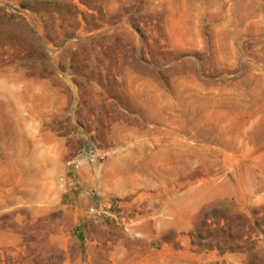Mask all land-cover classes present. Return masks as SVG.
Segmentation results:
<instances>
[{"label":"rangeland","instance_id":"374dc122","mask_svg":"<svg viewBox=\"0 0 264 264\" xmlns=\"http://www.w3.org/2000/svg\"><path fill=\"white\" fill-rule=\"evenodd\" d=\"M0 264H264V0H0Z\"/></svg>","mask_w":264,"mask_h":264},{"label":"built area","instance_id":"2783aa9c","mask_svg":"<svg viewBox=\"0 0 264 264\" xmlns=\"http://www.w3.org/2000/svg\"><path fill=\"white\" fill-rule=\"evenodd\" d=\"M83 156L89 160H99L105 158V155L101 151L92 147H89L87 150H85Z\"/></svg>","mask_w":264,"mask_h":264}]
</instances>
